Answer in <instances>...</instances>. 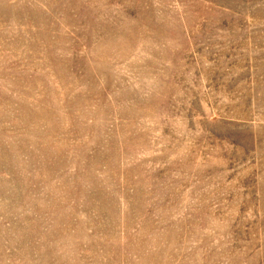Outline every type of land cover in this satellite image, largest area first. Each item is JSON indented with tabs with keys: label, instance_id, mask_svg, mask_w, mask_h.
Wrapping results in <instances>:
<instances>
[{
	"label": "rangeland",
	"instance_id": "obj_1",
	"mask_svg": "<svg viewBox=\"0 0 264 264\" xmlns=\"http://www.w3.org/2000/svg\"><path fill=\"white\" fill-rule=\"evenodd\" d=\"M0 264H264V0H0Z\"/></svg>",
	"mask_w": 264,
	"mask_h": 264
}]
</instances>
